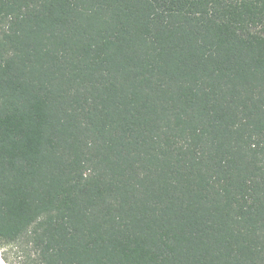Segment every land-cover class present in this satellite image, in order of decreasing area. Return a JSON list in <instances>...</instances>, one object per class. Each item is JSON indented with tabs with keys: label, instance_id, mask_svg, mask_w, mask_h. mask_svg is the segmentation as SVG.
Returning a JSON list of instances; mask_svg holds the SVG:
<instances>
[{
	"label": "trees",
	"instance_id": "1",
	"mask_svg": "<svg viewBox=\"0 0 264 264\" xmlns=\"http://www.w3.org/2000/svg\"><path fill=\"white\" fill-rule=\"evenodd\" d=\"M0 244L264 264V0H0Z\"/></svg>",
	"mask_w": 264,
	"mask_h": 264
},
{
	"label": "rangeland",
	"instance_id": "2",
	"mask_svg": "<svg viewBox=\"0 0 264 264\" xmlns=\"http://www.w3.org/2000/svg\"><path fill=\"white\" fill-rule=\"evenodd\" d=\"M31 258L32 255L29 252L28 256V251L24 245L0 244V264H28Z\"/></svg>",
	"mask_w": 264,
	"mask_h": 264
},
{
	"label": "built area",
	"instance_id": "3",
	"mask_svg": "<svg viewBox=\"0 0 264 264\" xmlns=\"http://www.w3.org/2000/svg\"><path fill=\"white\" fill-rule=\"evenodd\" d=\"M1 261V260H0Z\"/></svg>",
	"mask_w": 264,
	"mask_h": 264
}]
</instances>
